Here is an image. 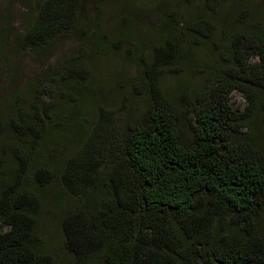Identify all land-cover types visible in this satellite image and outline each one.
<instances>
[{"label":"trees","instance_id":"trees-1","mask_svg":"<svg viewBox=\"0 0 264 264\" xmlns=\"http://www.w3.org/2000/svg\"><path fill=\"white\" fill-rule=\"evenodd\" d=\"M224 1L203 3L214 9ZM87 3L39 0L25 47H47L58 34H76L88 25ZM240 22L207 90L186 102L188 136L159 87L157 68L181 59L188 37L202 44L216 28L204 18L184 21L176 14L147 68L152 101L142 121L116 130L111 112L100 106L88 133L81 123L67 128L78 147L63 164L61 186L65 196L79 200L62 221L67 264H264V138L252 131L264 100V25ZM95 35L98 30L90 38ZM86 74L82 54L56 69L48 66L29 110L20 105L10 120L29 152L18 154L19 168L0 178V264H56L39 242L41 202L23 186L24 174L33 167L39 188L52 180L50 165L34 161L57 126L53 93L63 82L85 88ZM235 91L247 102L242 111L230 102ZM260 123L264 130V119Z\"/></svg>","mask_w":264,"mask_h":264},{"label":"rangeland","instance_id":"rangeland-1","mask_svg":"<svg viewBox=\"0 0 264 264\" xmlns=\"http://www.w3.org/2000/svg\"><path fill=\"white\" fill-rule=\"evenodd\" d=\"M38 1L0 0V178L19 168L18 154L29 152V142L15 135L10 122L16 109L22 105L29 110L36 95L34 86L45 79L48 66L56 69L66 59L82 54L87 61L82 79L85 88L63 82L61 94L55 89L57 126L44 138L43 150L34 161L38 166L50 165L52 180L39 188L32 167L23 181L41 202L36 230L44 252L56 264H67L71 256L63 247L62 221L79 201L65 196L61 186L63 164L78 147L70 141L67 128L81 123L88 133L97 122L100 106L111 112L116 130L142 121L152 101L153 79L147 68L176 14L184 21L204 18L216 28L202 44L188 37L181 48L182 58L157 68L159 87L181 114V129L188 136L186 102L207 90L212 73L229 54V37L240 26V18L247 20L243 25L254 21L264 25V0H225L214 9H208L203 0H88L87 26L74 35L50 38L47 47H25V31L37 16ZM95 30L98 35L90 38ZM263 101L255 111L252 131L264 138ZM230 102L238 111L247 105L238 91L231 94ZM75 104H79L76 112Z\"/></svg>","mask_w":264,"mask_h":264}]
</instances>
